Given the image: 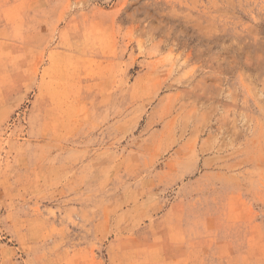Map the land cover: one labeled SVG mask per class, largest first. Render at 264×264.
Instances as JSON below:
<instances>
[{
    "label": "rangeland",
    "instance_id": "obj_1",
    "mask_svg": "<svg viewBox=\"0 0 264 264\" xmlns=\"http://www.w3.org/2000/svg\"><path fill=\"white\" fill-rule=\"evenodd\" d=\"M0 264H264V0H0Z\"/></svg>",
    "mask_w": 264,
    "mask_h": 264
}]
</instances>
